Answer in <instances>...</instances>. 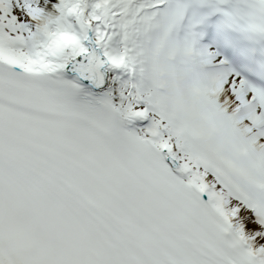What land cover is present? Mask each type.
Returning a JSON list of instances; mask_svg holds the SVG:
<instances>
[{"label": "snow or ice", "instance_id": "1", "mask_svg": "<svg viewBox=\"0 0 264 264\" xmlns=\"http://www.w3.org/2000/svg\"><path fill=\"white\" fill-rule=\"evenodd\" d=\"M0 264H264V0H0Z\"/></svg>", "mask_w": 264, "mask_h": 264}]
</instances>
